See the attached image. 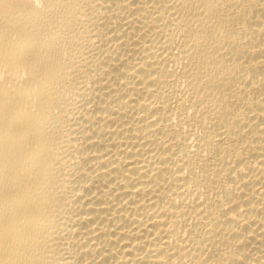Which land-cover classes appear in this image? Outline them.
<instances>
[{"label":"bare ground","instance_id":"obj_1","mask_svg":"<svg viewBox=\"0 0 264 264\" xmlns=\"http://www.w3.org/2000/svg\"><path fill=\"white\" fill-rule=\"evenodd\" d=\"M0 264H264V0H0Z\"/></svg>","mask_w":264,"mask_h":264}]
</instances>
